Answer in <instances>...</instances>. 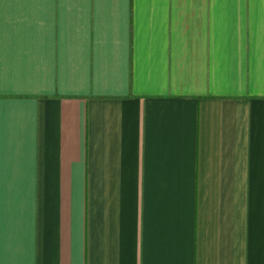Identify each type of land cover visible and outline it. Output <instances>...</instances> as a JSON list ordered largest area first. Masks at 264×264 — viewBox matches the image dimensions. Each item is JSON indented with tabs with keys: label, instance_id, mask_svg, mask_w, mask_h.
<instances>
[{
	"label": "crops",
	"instance_id": "0c3cea01",
	"mask_svg": "<svg viewBox=\"0 0 264 264\" xmlns=\"http://www.w3.org/2000/svg\"><path fill=\"white\" fill-rule=\"evenodd\" d=\"M0 264H264V0H0Z\"/></svg>",
	"mask_w": 264,
	"mask_h": 264
}]
</instances>
